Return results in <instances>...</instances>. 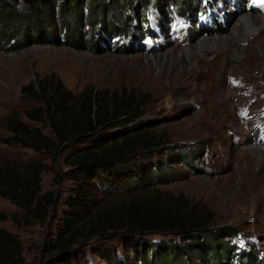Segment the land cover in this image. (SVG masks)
<instances>
[{"label": "rangeland", "instance_id": "obj_1", "mask_svg": "<svg viewBox=\"0 0 264 264\" xmlns=\"http://www.w3.org/2000/svg\"><path fill=\"white\" fill-rule=\"evenodd\" d=\"M179 3L54 0L47 16L38 13L27 18L23 0H0V7L9 6L17 14L12 18L0 14V169L12 165L21 179H27L33 164L44 166L39 186L52 199L38 215L0 197V230L18 242L15 246L0 238V252L6 246L14 254L13 262L0 260V264H167L170 258L163 251L148 248L159 243L174 246L183 263L211 264L210 248L206 246L205 256L195 253L191 233L92 237L71 243L62 252L58 233L70 211L68 196L78 184L95 193L79 200L90 210L115 206L137 192L147 198L157 196L171 206L208 210L213 216L208 229H235L228 239L234 246L228 256H221V264H264V131L260 127L264 0H213L212 6L191 16L180 14L175 6ZM246 16L254 17L260 30L245 38L240 48L233 34L242 32ZM101 21L117 25V32H111V26L100 30ZM21 39L32 44L12 49ZM94 39L98 47L89 42ZM203 39L216 47L201 48ZM125 43L132 44V50H123ZM185 47L192 49L188 52ZM202 50L208 54L204 56ZM44 78L59 80L74 96L89 89L106 96L120 91L137 95L143 103L141 114L120 117L102 132L113 131L120 121L149 122L151 134L163 140L160 149L141 150L119 167L136 164L137 170H144L157 163V171L171 179L154 189L135 183L111 188L96 180L86 182L66 162L82 143H66L53 153L37 152L14 140L9 120L54 138L47 120L36 122L26 116L42 103L24 87L39 90ZM166 165L169 171L164 170ZM87 216L79 213L78 219ZM138 242L145 252H135Z\"/></svg>", "mask_w": 264, "mask_h": 264}, {"label": "trees", "instance_id": "obj_2", "mask_svg": "<svg viewBox=\"0 0 264 264\" xmlns=\"http://www.w3.org/2000/svg\"><path fill=\"white\" fill-rule=\"evenodd\" d=\"M23 1L29 10L28 15L24 16L29 18L38 13L47 16L54 0ZM180 1L181 3L175 4V6L184 16L196 15L200 12L199 9L213 5V0H190L188 3L182 2L184 0ZM63 2L77 4L79 0H63ZM0 11V14L3 11L4 16L10 18L17 15L12 8L5 5L0 7ZM109 26H111V32H117V25L105 21H101L100 30L108 29ZM75 30L74 34L77 33V29ZM89 42H94L95 47L99 46L95 39ZM23 44L31 45L32 41L21 39L12 46V49ZM125 46L126 48L123 50H132V44L125 43L123 47ZM39 86V90L32 89L31 85L24 87V89L30 90L32 95L42 103V106L28 110L26 116L27 119L36 122L47 120L54 138L45 135L38 128H29L21 121L9 120L13 139L23 147L37 152L58 153L62 145L80 142L83 144L82 147L66 158L67 165L83 175L84 181L96 180L111 188L135 183L142 187L152 186L151 189H154L171 179L170 177L165 178L164 174L161 175L160 171H157V168L160 169L157 163L144 168V170H137L138 165L136 164H130L126 168L119 167L120 163L128 162L133 155L141 150L160 149L163 140L151 134L149 122L139 121L131 124L128 120L120 121L114 126L113 131L102 132L103 129H107L108 125H114V122L120 117L132 118L133 114H141L139 108L143 107V103L137 95L120 91L114 95L106 96L104 92L100 93L89 89L74 96L69 90L62 87L59 80L51 81L47 78H44ZM260 127L264 131V122ZM168 167L166 165L164 170L169 171ZM44 169V166L33 164L30 177L21 179L12 165L3 166L0 169V197L10 199L27 213L42 215L45 207L52 202V199L48 198L49 194L41 193L39 186V174ZM195 170L203 171L202 168H195ZM101 174H103V178H101ZM137 193L115 206H102L90 210L91 207L79 200L94 197L95 193L83 187L82 184H78L68 196L67 205L70 211L64 218V227L58 233L59 247H62V252H66L71 243L92 237L104 238L121 233V235H144L169 232L191 233V243L195 253L204 252L203 256H205L206 246L210 248L211 264H221V256H228L229 248L232 249L234 246L228 240L235 233L234 228L214 229L213 231V229H208L213 222V216L208 210H196L195 207L189 205L183 208L179 203L171 206L168 203L160 202L157 196L147 198L140 195L139 192ZM83 212L88 213V216L87 219L85 218L86 220L80 221L78 215ZM200 232H205V234L201 236ZM225 237L228 242L224 240ZM0 238H6L15 246L18 245L14 237L3 230H0ZM143 247L142 243H136L135 252H145ZM11 248L3 247V251L0 252L2 262L14 261ZM148 248H151V251L155 253L163 251L165 257L170 258L167 264H186L178 258L174 250L175 247H170L167 243L151 244V247ZM246 252L252 253L249 250Z\"/></svg>", "mask_w": 264, "mask_h": 264}, {"label": "bare ground", "instance_id": "obj_3", "mask_svg": "<svg viewBox=\"0 0 264 264\" xmlns=\"http://www.w3.org/2000/svg\"><path fill=\"white\" fill-rule=\"evenodd\" d=\"M242 27L243 30L242 32L238 31L235 32L233 35L235 36L234 38L236 39V41L239 43L240 42V48H243L244 46L242 45V43H245V38L250 37V35L254 32V31H258L260 30V25H257L255 22L254 17L251 16H246L242 22ZM226 43H229V41L225 40ZM247 41V40H246ZM202 44L203 49H208L210 50L211 48H215L214 46H211L207 41H205L204 39L201 40L200 45ZM215 45H217V43H214ZM187 49L188 52L191 51V49L189 50L188 47H185ZM231 48V45H230ZM195 50V49H194ZM233 51H235L236 53H238V50L236 48H233ZM183 53V52H182ZM201 53L205 56L208 54V52H206V50H202ZM195 64H197V60L194 61ZM192 64V63H191ZM258 154L261 156V153L259 152V150H255Z\"/></svg>", "mask_w": 264, "mask_h": 264}]
</instances>
